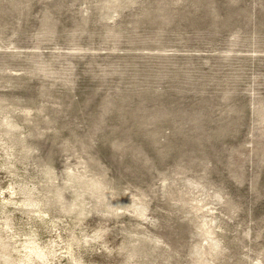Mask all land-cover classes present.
<instances>
[{"label": "rangeland", "instance_id": "374dc122", "mask_svg": "<svg viewBox=\"0 0 264 264\" xmlns=\"http://www.w3.org/2000/svg\"><path fill=\"white\" fill-rule=\"evenodd\" d=\"M0 264H264V0H0Z\"/></svg>", "mask_w": 264, "mask_h": 264}]
</instances>
